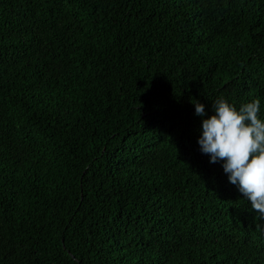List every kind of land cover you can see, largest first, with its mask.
<instances>
[{
    "label": "trees",
    "instance_id": "obj_1",
    "mask_svg": "<svg viewBox=\"0 0 264 264\" xmlns=\"http://www.w3.org/2000/svg\"><path fill=\"white\" fill-rule=\"evenodd\" d=\"M219 98L264 120V0H0V264H264Z\"/></svg>",
    "mask_w": 264,
    "mask_h": 264
},
{
    "label": "clouds",
    "instance_id": "obj_2",
    "mask_svg": "<svg viewBox=\"0 0 264 264\" xmlns=\"http://www.w3.org/2000/svg\"><path fill=\"white\" fill-rule=\"evenodd\" d=\"M195 114L205 115L198 101ZM214 114L202 121L198 139L201 152L210 163L223 161L222 167L231 184L250 202L251 208L264 219V120L259 118L260 100L243 103L237 108L219 98L213 102Z\"/></svg>",
    "mask_w": 264,
    "mask_h": 264
}]
</instances>
